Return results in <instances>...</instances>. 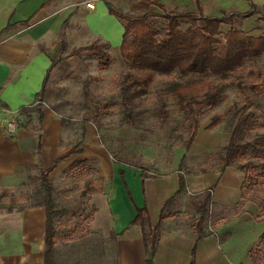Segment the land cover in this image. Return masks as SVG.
<instances>
[{
	"label": "crops",
	"instance_id": "obj_1",
	"mask_svg": "<svg viewBox=\"0 0 264 264\" xmlns=\"http://www.w3.org/2000/svg\"><path fill=\"white\" fill-rule=\"evenodd\" d=\"M86 1L90 0H0V107L24 117L14 134L0 129V264H45L46 208L41 200L29 202L31 174L51 168L71 147L64 141L63 121L54 108L42 105L39 121L36 103L52 61L89 40L101 39L118 47L123 39V22L107 5L117 10L115 1L94 0V9L86 7ZM160 2L184 11L199 7L212 16L255 9L253 15L238 20L264 27V19L259 18L264 14V0ZM118 3L134 14L151 5L147 0ZM23 21L29 22L21 25ZM85 130L82 152L57 162L49 178L75 159L97 160L104 189L86 197L92 208L86 224L102 240L114 238V247L93 254L99 255L95 264H105V257L115 264H264L262 206L246 196L243 171L234 166L220 169L214 156L228 142L229 133L202 124L174 166L160 172L144 168L142 173L134 165L116 162L98 143L92 123H86ZM182 176L185 191L172 199ZM25 189L28 196L20 200ZM207 195L206 232L198 237L193 226L199 217L197 205ZM138 208L146 209L151 227L160 221L162 212L168 215L160 222L152 254L142 227L132 224Z\"/></svg>",
	"mask_w": 264,
	"mask_h": 264
},
{
	"label": "trees",
	"instance_id": "obj_2",
	"mask_svg": "<svg viewBox=\"0 0 264 264\" xmlns=\"http://www.w3.org/2000/svg\"><path fill=\"white\" fill-rule=\"evenodd\" d=\"M147 1L151 8H146L140 14L131 15L118 11L111 3H107L109 11L120 18L124 25L119 52L128 64V69L116 79L119 99L116 100L114 95L105 100L91 99L90 89L85 84L84 105L89 108L90 102L93 116L98 118L108 113L110 104L119 102L124 113L122 122L134 125H137L136 116L140 113L138 108L145 101L154 103L155 114L161 124L170 121L173 118L172 112L176 111L182 116V127L188 129L185 141V147L188 148L195 138L197 129L202 125L199 118L207 108L215 106L222 99L228 88H236L242 93L250 90L254 96L264 95V69L259 64V59L264 54V34H249L235 26L236 19L253 15L256 13L255 9L212 16L205 15L199 7L187 11L169 10L160 0ZM260 15L259 18L264 19V14ZM28 22L23 21L21 25ZM223 24L230 25L226 31L221 30ZM9 27L11 24L6 29ZM107 45L100 42L80 46L67 55L58 56L52 61V66L58 61L81 55L83 52H90L102 59L107 54L104 50ZM48 75L36 103L39 108V121L43 119L42 95ZM152 85L156 86L154 90L150 89ZM169 102L174 104L173 108L168 107ZM248 105L247 103L238 105L234 101L223 115H212L207 124L208 128H214L222 121L227 122L230 137L226 145L214 153V156L219 160L220 169L234 166L243 171L245 178L248 169L264 167V154H260L259 160L251 159L253 154L264 151V146L259 141L264 139V131L258 135L254 134L255 137L251 138L254 127L251 122L255 118V112L249 109ZM262 116L264 126V113ZM90 119V116H85L84 124ZM81 145V141L72 144L51 168L40 170L39 173L40 186L43 189L41 203L46 208L45 264H55L57 236L55 221L66 211L65 207L56 206L54 185L49 173L57 162L82 152ZM114 159L119 163L134 165L144 172L141 165L129 163L115 156ZM88 160L87 157L75 159L68 166V170L88 164ZM120 172L124 173L123 170ZM85 178V185L80 191L82 197L103 191L105 179L101 173L97 177L86 174ZM184 191L185 180L182 176L180 187L172 199ZM208 197L205 196L204 201L197 205L199 217L193 226L198 237L206 232L204 223L208 214ZM166 216L168 215L162 212L160 221L151 227L146 209L138 208L132 224H139L142 227L150 254L157 244L160 222ZM191 264H194L193 261Z\"/></svg>",
	"mask_w": 264,
	"mask_h": 264
},
{
	"label": "rangeland",
	"instance_id": "obj_3",
	"mask_svg": "<svg viewBox=\"0 0 264 264\" xmlns=\"http://www.w3.org/2000/svg\"><path fill=\"white\" fill-rule=\"evenodd\" d=\"M114 1L117 10L121 9L126 14H134L126 11L125 7L118 3L120 0ZM168 9L182 10L175 7H168ZM144 11L145 9L135 14ZM162 22L165 24L164 21ZM251 23L249 26L248 20H235V26L245 29L249 34H264V27H256L255 22ZM229 26V24H223L221 30L226 31ZM92 42L100 43L101 39L89 40L85 45L92 44ZM104 50L107 51V54L102 59L90 52H83L81 55L72 56L54 64L49 72L46 88L42 95L43 107L47 105L58 112L63 120L64 141H67L69 145L86 141V124L83 120L85 116H90L91 119L88 123L94 125L98 143L107 149L111 156L141 165L146 170L154 172L170 169L181 156L188 135V129L182 127V116L179 113L173 111V118L167 123L161 124L155 114L154 103L145 101L138 108L140 113L136 116L137 125H134L122 122L124 113L117 101V103L108 106V113L102 114L98 118L93 116L90 102L89 108L84 105L83 87L85 84L90 89L91 99L105 100L112 95L116 100L119 99L116 79L128 69V64L121 57L119 46L107 45ZM259 64L264 69V54L259 59ZM155 88L156 86L152 85L150 89L154 90ZM234 101L238 105L249 104L248 108L255 112V118L251 122L254 126L251 138L255 137L254 134L262 133L264 131L262 125L264 95L254 96L250 90H245L242 93L233 87L225 91L224 96L215 106L206 109L199 118V123L208 124L212 115H223ZM168 107L173 108L174 104L169 102ZM35 109H37L36 105L33 106V110ZM17 121L20 124L24 121V117L21 119L18 117ZM35 121L38 123V118ZM214 128H220L229 133L226 121H222ZM259 141L264 146V139H259ZM260 154H264V151L253 154L251 159L259 160ZM69 165L58 170L59 172L55 175L54 172L50 174L54 185L56 206L66 209L65 213L57 217L55 221L57 236L54 261L56 264H89L93 258L92 263L95 264L99 255L94 257L92 255L100 253L99 251L104 247L112 249L114 238L102 240L99 234L93 233L87 228L86 223L91 217L92 208L87 206L86 197H82L80 191L85 185L86 174L97 177L101 170L95 158L89 159L88 164H82L73 170H68ZM39 173L38 171L31 174L30 203L38 202L43 197ZM247 173L246 196L258 202L264 213V167L248 169ZM23 191L25 195H20V200L28 196L26 189ZM104 262L105 264H115L110 257L108 259L105 257Z\"/></svg>",
	"mask_w": 264,
	"mask_h": 264
},
{
	"label": "built area",
	"instance_id": "obj_4",
	"mask_svg": "<svg viewBox=\"0 0 264 264\" xmlns=\"http://www.w3.org/2000/svg\"><path fill=\"white\" fill-rule=\"evenodd\" d=\"M86 7L90 9L95 8L94 0L86 1ZM18 111L0 107V129L8 135L14 134L18 129Z\"/></svg>",
	"mask_w": 264,
	"mask_h": 264
}]
</instances>
